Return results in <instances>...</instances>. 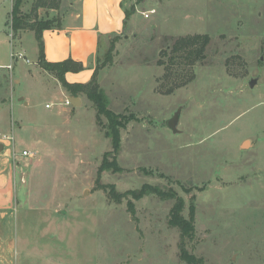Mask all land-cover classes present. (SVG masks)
<instances>
[{
	"label": "rangeland",
	"instance_id": "1",
	"mask_svg": "<svg viewBox=\"0 0 264 264\" xmlns=\"http://www.w3.org/2000/svg\"><path fill=\"white\" fill-rule=\"evenodd\" d=\"M13 1L0 0V64L13 66H0V132L17 153V264H188L182 241L203 264H264V0L126 2L124 32L101 38L95 61L123 119L117 155L94 102L81 92L66 104L41 70L35 31L12 30ZM54 6L61 20L81 0ZM198 33L211 37L206 57L172 65L164 51ZM105 154L118 171H100ZM145 184L178 198H134ZM177 200L190 238L171 223Z\"/></svg>",
	"mask_w": 264,
	"mask_h": 264
},
{
	"label": "crops",
	"instance_id": "2",
	"mask_svg": "<svg viewBox=\"0 0 264 264\" xmlns=\"http://www.w3.org/2000/svg\"><path fill=\"white\" fill-rule=\"evenodd\" d=\"M127 1L81 0L80 11L62 15L61 20L56 9L40 7L36 11V14L39 12V16L37 14L39 19L56 18L60 21L59 28L43 31L46 59L52 62L64 61L69 58L80 61L84 64L85 69L80 72H67L66 79L71 83H86L90 81L96 68L95 61L101 38L110 34L119 35L125 30L127 24ZM34 3L35 0L32 3V7ZM32 7L29 11L23 10L24 7L21 10L30 14ZM43 9L51 13L42 15ZM33 34L36 39L33 51L38 58L39 42L36 33L33 32ZM23 51H25L24 47L18 50V52ZM9 65L12 64H0L1 67L7 68ZM40 68L42 71L45 70L41 66ZM51 74L53 75V73ZM10 76L15 83L20 82V79L11 73ZM53 76L57 78L55 75ZM62 88L65 99H69L72 95L63 85ZM23 104L28 105L29 100L24 98ZM9 146L8 142L0 139V264H17L18 255L17 206L19 202H17L16 196L15 173V157L17 153L15 143L14 146L13 144L11 145L13 153Z\"/></svg>",
	"mask_w": 264,
	"mask_h": 264
},
{
	"label": "trees",
	"instance_id": "3",
	"mask_svg": "<svg viewBox=\"0 0 264 264\" xmlns=\"http://www.w3.org/2000/svg\"><path fill=\"white\" fill-rule=\"evenodd\" d=\"M55 0H35L32 7V14L36 12L40 7L56 8L54 6ZM22 0H14L12 13H11V27L12 30L17 33L20 30L32 29L36 33L37 40L39 42V56L38 64L45 70L52 72L62 83L64 88L70 92L72 96H77L81 92L85 93L90 100L94 102L97 110L98 118L104 115L108 120V125L105 130L106 137L111 139L113 154L117 155L121 148V135L120 128L123 126V119L120 114L113 112L109 108V98L105 93V90L100 86L97 79L98 68L96 66L94 74L90 81L86 83H71L66 79L67 72H80L85 69L82 62L76 61L72 58L64 61L52 62L46 59L44 52V41L43 31L46 29L59 28L60 21L56 18H41L39 19L36 15L32 20L30 14L24 13L21 10ZM128 17V12H127ZM211 37L209 34H194L178 37L171 49H167L166 52L170 56V62L172 65H194L197 61L203 60L206 57V50L210 43ZM164 61L160 60L159 64H163ZM189 81L177 82L176 87L185 85ZM125 120V118H124ZM108 154H105L103 163L100 167V171L106 169H112L118 171L120 169L116 159L109 161ZM110 192L115 195L114 187L110 188ZM158 186L145 184L139 189L131 190V194L134 198L140 199L148 194H157L162 198H173L177 197L175 193L169 195L164 193ZM178 198V197H177ZM119 199V198H116ZM179 201V202H178ZM182 200H177L171 209V223L178 226L181 230L183 239L192 237L194 235L195 226L191 221H188L181 214L182 212ZM181 258L184 259L188 264H203L202 260L189 253L186 248L184 241L181 243Z\"/></svg>",
	"mask_w": 264,
	"mask_h": 264
},
{
	"label": "built area",
	"instance_id": "4",
	"mask_svg": "<svg viewBox=\"0 0 264 264\" xmlns=\"http://www.w3.org/2000/svg\"><path fill=\"white\" fill-rule=\"evenodd\" d=\"M150 12H154V10H152ZM16 56L19 57V58H25V55H24L23 52H16V53L13 52V53H11V57L12 58H14ZM8 68H12V65H9ZM65 103L66 104H70L69 99H66ZM0 139L5 141V142H8L9 145L13 144V146H14V135L12 133H1L0 132ZM23 154L24 155H32L31 151H28V150H24Z\"/></svg>",
	"mask_w": 264,
	"mask_h": 264
},
{
	"label": "water",
	"instance_id": "5",
	"mask_svg": "<svg viewBox=\"0 0 264 264\" xmlns=\"http://www.w3.org/2000/svg\"><path fill=\"white\" fill-rule=\"evenodd\" d=\"M255 80H252L251 82H250V85L251 86H254V84H255ZM69 101H70V103L72 102L74 105L76 104V103H78V102H81V100H80V98L79 97H75V96H71L70 98H69ZM180 111L181 110H178L175 114H174V116L169 120V122H168V125L173 129V131H175V132H177L178 131V128H177V123H178V121H179V114H180Z\"/></svg>",
	"mask_w": 264,
	"mask_h": 264
}]
</instances>
